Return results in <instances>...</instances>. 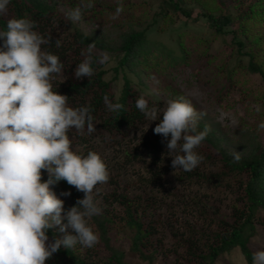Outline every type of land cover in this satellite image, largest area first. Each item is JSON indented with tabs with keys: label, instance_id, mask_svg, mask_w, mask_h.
<instances>
[{
	"label": "trees",
	"instance_id": "1",
	"mask_svg": "<svg viewBox=\"0 0 264 264\" xmlns=\"http://www.w3.org/2000/svg\"><path fill=\"white\" fill-rule=\"evenodd\" d=\"M229 1L232 0H200L199 12H193L188 0H92L93 15L114 16L117 7L122 8L114 19L118 26L115 35L107 39L85 32L59 10L62 7L71 11L81 0H10L7 14L0 16V30H6L11 18L35 21L36 31L45 37L51 35V44L43 48L57 55L64 66L53 80V91L68 96L71 107L89 106L92 110L96 131L89 134L86 128L83 132L71 129L68 135L73 150L85 156L94 151L107 165L104 150L111 148L110 159L118 162L121 158L122 167L134 162L146 164L145 174H137L135 181L114 178L110 181L112 188L94 194L102 212L89 223L99 233L98 245L61 247L45 264H215L234 249L239 250L246 264H252L255 251L250 239L256 233V224L264 221V129L242 125L229 135L203 116L198 130L208 126L211 131L196 151L204 160L193 171L185 172L172 167L167 141L154 134L162 114L158 120L150 121L135 106L140 96L150 106L167 105L164 98H151L146 92L148 71L152 69L163 73L193 65L194 77L200 76L201 70L213 71L212 96L218 102L240 90V85L247 86L248 76L264 84V0H251L239 12L229 10ZM85 10L88 11H82ZM172 13L185 25L175 35L177 52L147 38L148 28L158 21L167 23ZM146 16L151 19V26L138 28V20ZM197 20L207 24L213 37L221 39L223 50L212 49L209 35L189 31L186 25ZM57 39L61 41L59 48L55 46ZM92 43L94 75L76 79L75 68L84 59L81 52ZM94 50L112 54L115 63L111 78H106L108 71L104 64L97 63L101 56ZM113 81L117 89L113 88ZM164 86H160V91H168L171 100L182 96L174 88ZM104 96L124 107L118 112L108 111ZM260 99L259 107L263 108L264 94ZM260 114H264V109H260ZM233 150L241 152L239 162L233 160ZM48 178L47 171L42 170V182ZM165 181L174 185L170 187ZM180 184L184 189L198 185L210 193L229 192L233 197L223 205L211 194H181L177 187ZM50 187L64 201L65 213L84 197L83 192L65 181ZM65 192L70 195H62ZM162 210L167 213L165 216ZM179 219L182 220L178 222ZM115 231L126 234V250L112 243L111 234ZM66 234L75 235L72 229L62 233L56 226L48 231L49 241L62 239ZM129 256L136 260H129Z\"/></svg>",
	"mask_w": 264,
	"mask_h": 264
},
{
	"label": "clouds",
	"instance_id": "2",
	"mask_svg": "<svg viewBox=\"0 0 264 264\" xmlns=\"http://www.w3.org/2000/svg\"><path fill=\"white\" fill-rule=\"evenodd\" d=\"M9 4L10 0H0V16L7 14ZM93 6L92 0H81L67 17L78 22L82 10ZM121 11L117 7L113 19ZM36 26L27 18H11L6 30H0V264H45L61 247L93 248L100 243L99 233L89 222L102 212L94 190L98 195L97 185L108 182L109 171L98 153L89 151L85 156L73 150L68 135L71 129L96 131L92 110L71 107L68 96L53 91V80L64 66L57 55L43 48L51 44V35L45 37ZM55 46L61 47L60 39ZM93 48L94 43L81 52L84 59L75 68L76 79L94 75ZM109 59L104 54L97 63ZM103 99L110 112L124 107L108 96ZM135 106L150 121L162 114L153 131L167 141L174 169L190 172L199 166L204 157L196 149L211 131L208 126L198 130L205 113L197 112L185 96L169 100L162 108L150 106L140 96ZM258 127L264 129V122ZM231 155L235 162L241 160V152L233 150ZM42 170L49 177L43 182ZM60 181L84 193L66 213L64 201L50 187ZM56 226L62 233L72 229L75 235L49 241L48 231ZM252 264H264V250L253 253Z\"/></svg>",
	"mask_w": 264,
	"mask_h": 264
},
{
	"label": "rangeland",
	"instance_id": "3",
	"mask_svg": "<svg viewBox=\"0 0 264 264\" xmlns=\"http://www.w3.org/2000/svg\"><path fill=\"white\" fill-rule=\"evenodd\" d=\"M100 2H109L114 0H99ZM152 1V0H151ZM200 0L189 1V6H192L193 12H199L201 6L198 4ZM251 0H232L229 1V10L239 12L243 8H246L250 4ZM187 2V0H186ZM211 3V1H210ZM61 11H64L67 14L70 9H63L60 7ZM82 11V18L77 23L85 32H94L96 35L103 36L107 39H112L115 35L116 28L115 20L112 15L108 16H97L92 14V10ZM151 19L146 16V18H141L138 20V28H144L151 26ZM207 24H204L203 21L197 20L186 25V27L191 32H197L203 35H209L211 38L212 49L223 50L224 44L221 39L218 37H213L211 29L206 27ZM183 22L175 14L172 13V17L168 22L164 23L163 21H158L154 23L147 30V38L151 40H157L162 43L165 47L174 50L175 48V35L179 30L185 29ZM264 33V32H263ZM228 41V37H225ZM100 56L107 54L110 59L107 63L104 64V67L107 69L106 78H111L113 72L111 70L112 66L115 63V60L112 54L106 53L104 51L94 50ZM196 69L192 66L185 67H176L165 70L163 73H158L155 69H152L148 73L150 76L146 80L148 83V88L146 90L147 94L152 98L158 95L160 98H164L165 102L171 100L170 93L168 91L162 94L160 91V86L164 88L167 85L171 88H174L182 96H185L189 99L197 112L205 113L204 118L213 124H218L221 129L228 133L232 134V130L235 128L241 127L242 125L246 127L259 128L258 125L261 122H264V114H259L256 111L257 106L261 105L260 97L264 94V84L260 80L256 79L253 76H248L247 86H239L240 90H245L241 93L240 90H236L227 96L222 102L215 101L212 94L214 91V85L212 84V75L213 71L210 70H201L200 76H193V73ZM113 88L117 89V83L113 81ZM159 88V89H158ZM259 109L263 110V108ZM107 148V147H105ZM112 149L107 148L104 150V157L107 159V168L109 171V180L107 183L102 185H97L99 191H106L109 188H112L110 181L114 178H119L123 182H127L130 179L136 180L137 174H145V163L144 162H134L124 167L123 163L119 160L115 162L111 160L113 156ZM114 162V164H112ZM144 163V164H143ZM167 164V163H166ZM118 165V166H117ZM116 166V167H115ZM119 167V168H118ZM121 172V174H120ZM169 174L166 175V178L169 180ZM170 187L174 185L171 181H165ZM135 183V182H134ZM163 183V182H162ZM135 187H138L137 185ZM178 187V191L181 194H187L189 196L194 195H210L213 197L216 202L220 204H229L231 198L229 192L225 193H210V190H207L203 186L192 185L188 188H183L182 184ZM134 188V187H133ZM164 189V188H163ZM94 194L95 190H94ZM67 212V211H66ZM163 216L167 213L162 210ZM65 213V212H64ZM182 219H179L180 222ZM112 243L116 244L119 248L126 250L128 246V239L125 233L121 231H115L111 234ZM250 243L254 251L264 250V221L262 223L258 222L256 224V233L250 239ZM129 260L135 261L136 259L128 257ZM160 261V260H159ZM215 264H246L242 255L238 249H234L232 252L224 254L221 259L217 260Z\"/></svg>",
	"mask_w": 264,
	"mask_h": 264
}]
</instances>
